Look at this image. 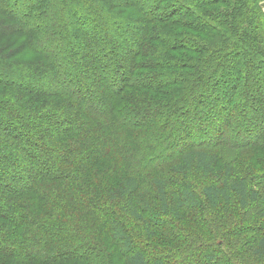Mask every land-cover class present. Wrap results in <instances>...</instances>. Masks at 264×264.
<instances>
[{
  "label": "trees",
  "instance_id": "trees-1",
  "mask_svg": "<svg viewBox=\"0 0 264 264\" xmlns=\"http://www.w3.org/2000/svg\"><path fill=\"white\" fill-rule=\"evenodd\" d=\"M262 2L0 0V264L264 261V229L237 224L244 210L251 213L247 224H264ZM91 17L102 23L89 25ZM52 38L57 42L44 44ZM103 49L109 51L99 55ZM42 83L47 87H35ZM211 97L221 116L211 126L214 146L189 147L158 169L147 166V158L175 144L174 120L188 110L203 108L199 117L210 125L204 108ZM250 110L258 119L245 120ZM194 123L189 128L196 126L199 138L205 130ZM236 132L239 145L227 143ZM195 174L210 181L204 203L190 180ZM203 205L225 210L220 238L198 222L208 218ZM169 215L190 222L197 240L180 262L169 243L156 241L155 228H171ZM135 221L143 227L139 239L130 232ZM233 225L230 234L246 239L237 256L225 250H236L226 237ZM204 237L211 238L207 245ZM149 241L152 251L142 245Z\"/></svg>",
  "mask_w": 264,
  "mask_h": 264
},
{
  "label": "rangeland",
  "instance_id": "rangeland-1",
  "mask_svg": "<svg viewBox=\"0 0 264 264\" xmlns=\"http://www.w3.org/2000/svg\"><path fill=\"white\" fill-rule=\"evenodd\" d=\"M20 1L22 3H26L28 0H20ZM54 1H59V0H54ZM261 7H262V10H264V2H262ZM103 11L108 12V8L105 9V7L103 6ZM174 13L180 14L179 11L178 12H174ZM79 15H83V14L82 13H79ZM105 17H104V21H103L104 25L105 26H108L109 25V27L110 26L113 27V24H114L113 21H111L110 19L105 18ZM94 19L95 18H93V17H91L89 19V21H90V22L88 21L89 22V25H94V24L96 25L97 23L99 24L100 21L98 22L97 19H95V21H94ZM69 20L67 19L65 21V23H68ZM122 22H125V19H123ZM100 23H102V22H100ZM114 32H115V29L113 30V32L111 34L113 35ZM94 35H96V38L97 39H100V37L104 36V33H102V32L101 33H98V34L95 33ZM7 41L10 42L11 41V38H9ZM71 41H73V39H71ZM48 42L56 43L57 41L56 40H53V38H52V41H51V39H49V40L45 41L44 44L45 43H48ZM64 50H65V47H62L61 49L58 50L59 57H61V58L63 57ZM108 51H109V49H103L100 52L99 55H103V53H106ZM60 53H61V55H60ZM114 64L115 63H111V66H112L111 68L114 67ZM111 68H109V70L106 73V75H107L106 76V79H107L108 84L112 88H114L113 81L115 80V77L116 76H115V74L113 72H110ZM90 71H92V70H90ZM28 72H29L28 75H30V71H28ZM48 76H50V74H48ZM229 85H230L229 82L226 85H224L225 89H228L229 88ZM45 86H46L45 83L37 84V85L35 84V87L36 88H39V89L40 88L42 89ZM51 88L58 89L56 87H51ZM219 93H222V91H220ZM205 95L208 96L209 93L206 92ZM259 95L262 98L264 97V93H262V92L260 94L258 93V97H259ZM217 99L218 98L214 99V98L211 97V100L207 101V104H206V106L204 108V110L206 111V115H207L208 119L210 120V125H209V122L208 121H203V117L202 118L199 117V116H201L203 114V113L201 114V112H199V111H202L203 108H201V109L200 108H198V109L197 108H192V109L188 110V112L185 113V115H182L179 119L174 120V122L177 125L176 126L177 128H176V130H174L172 132L171 139L175 141V144L174 143H171V146H170V144L167 145V147L164 146L162 148V150L159 151V153H154V155L152 157L147 158V162H146L147 166L152 167L153 170H155L154 168H157L158 169L160 167V165L164 161H166L167 163L170 162V161H173V159L175 158V156H177L178 154H182V153L186 152L187 150H189V147H203V146L212 147V146H214L213 143H215V140H216L215 137H216V135H214V132H213L214 130H213V128L211 126H215L216 127L217 126L216 123H219L220 122L218 120H220V117H221V116L218 115V111L215 108V106L217 104V102H216ZM223 101L228 103V100H224L222 98L220 100V102H222V104H223ZM242 104L240 105L241 106V109H245L246 107H244V104L243 105ZM0 107H2V106H0ZM100 108H101L100 106H98V107L94 106V109L93 110H96V112H98ZM88 109H90V107H88ZM250 111H251V114H249L246 117L245 120H248V121L251 120V121H253V120L258 119L257 118L258 115L257 114H254L255 111H252V110H250ZM252 112H253V114H252ZM5 117H7V114L6 113H4L3 115H1V118H5ZM191 120H193V122H195L194 123L195 125H197V124L200 125L201 124L200 126H203L204 130L206 131V132L205 131L201 132L199 138H197V135L198 134H197V131H196V126H194V128H191V129L189 128V127H192L190 125V121ZM208 128L209 129L211 128L212 130L208 132ZM224 129L225 128L223 127V130ZM239 136H241V135L238 132L237 135H236V137L235 138L234 137H231V139H229V141L227 143H232L233 142L234 144H238L239 145V140H240L239 139ZM193 137H195V139ZM180 144H182V145H180ZM197 144H201V145L196 146ZM154 145H155V143H153V146ZM146 164L143 166V168L144 167L146 168ZM108 165H109V167H112V165H110L109 163H108ZM109 170L111 171L110 173H112V174L115 173V172H112L111 169H109ZM122 171H124V170H122ZM143 171H145V170L138 169V171H137V176L140 179H143L145 177V174H144ZM124 172L127 173L126 171H124ZM115 175H116V173H115ZM177 178H181V177L177 175ZM190 180H192V183H193L194 188H195L194 189L195 192L197 194L199 193L200 197L202 198L200 201H202L204 203V200H203V197H202V189L205 187V184L210 183L209 179H204L203 180V179H201V177H199L198 175L195 174V176H192L190 178ZM190 180H189V182H190ZM252 185L259 192V194H261L262 189H260V187L258 186V184L252 182ZM252 189H254V188H252ZM170 205L172 206V204H170ZM257 205H259V204H257ZM259 207H261V208L264 207V204L262 203ZM200 210H201V213L204 215V218H206V215L208 217L206 219H200V220H198V222L200 223V225L204 226V228H206L208 226H211V228L215 232V236H217L218 238H220L219 233H218V231H220V229H218V228L220 227L219 224H220V221L222 220V217L221 216L224 214L223 211H225V210L222 207L220 208V210L219 209L218 210L217 209L216 210H210L207 205H203ZM208 211H210V212H208ZM190 212H191L190 213L191 217H192V215H195L196 214L195 209L194 210H191ZM210 213H211V216H210ZM184 214H186V213H184ZM250 214L251 213H249V211L244 210L242 212V214H241L242 215V219L239 220L240 222L237 223L238 226L241 227L242 230H243V228L245 226V228L248 229L247 231H249V230H255V232H256L258 230L259 232H262L263 229H264L263 228L264 227V224L262 225V228L259 229V225H256L255 226L253 224V225L250 226V224H247L246 223V220L248 221V219H246V218ZM186 215H188V214H186ZM171 217L169 215V216H166V219H165L166 222H167L165 225L171 226V228L169 227V229L167 231L161 232L160 229H157V228L154 229L155 230V234L157 235V240L156 241L157 242L159 241L160 244H162V247L167 246V243H169L171 245L170 251L173 254H175L176 256L179 255L178 256L179 259H176L175 262H177L178 260L180 262V261H182V259H184L186 257L185 254L188 251L191 250V246H193V245H191L192 244V241H195L197 243V240H195V238L192 239V237L194 235V232L192 230H194V229H192L193 226H190L189 225L190 222H188V221H179V220L174 221V219L171 218ZM212 223H214V224H212ZM129 227L131 228L130 232L136 237V239H139L140 235L143 234V227H142V224L139 223V221H135V223H133L132 225L130 224ZM231 228L228 231L226 237H229L228 239H229V243L231 244V248L232 247L233 248L236 247V250L235 251L233 250V252H232V250H229V248H225V250L230 251L231 253H234L235 256H237L238 254H241V253L244 254L243 247H244V245L246 243V239L242 238L243 236L242 237H236V236L234 237L232 234H230V232H233V230H234V225ZM197 231H199L201 234H203V236H206V234H207L204 230H203L204 232H202V229L201 230H197ZM249 238H250V242L253 244V246L256 245V241L255 240H257V241L259 240V237H258L257 233L251 234L249 236ZM190 239H192V240H190ZM210 239L211 238H207V240H206L205 237H204L202 239L204 241L203 244L207 245V243L210 242ZM172 242H173V245H172ZM151 244H152V242L149 241V243H145L144 242L142 245H143V247H144L145 250L147 248L148 251H152L153 248L151 247L152 246ZM158 246H160V245L158 244ZM197 246L200 247L201 245H198L197 244ZM32 249H34V248H32ZM104 249H105V253H112V252H110L111 250L108 248V245L107 246L105 245L104 246ZM36 250H37V248L35 250H31V252H36ZM171 252H167V254H166L167 257H169L168 258L169 260L173 257V255H172ZM170 262H172V261H170ZM199 263L200 264H211V263H205L204 261H200ZM190 264H192V263H190ZM255 264H264V261L262 260L261 262L260 261L259 262H255Z\"/></svg>",
  "mask_w": 264,
  "mask_h": 264
}]
</instances>
